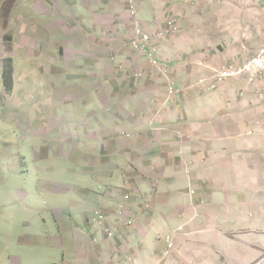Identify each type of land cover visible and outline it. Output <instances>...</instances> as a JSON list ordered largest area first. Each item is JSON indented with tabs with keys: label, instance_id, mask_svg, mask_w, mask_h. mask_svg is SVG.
<instances>
[{
	"label": "crops",
	"instance_id": "obj_1",
	"mask_svg": "<svg viewBox=\"0 0 264 264\" xmlns=\"http://www.w3.org/2000/svg\"><path fill=\"white\" fill-rule=\"evenodd\" d=\"M58 1L47 0L52 14L46 15L56 27L60 23L55 10H65L70 3ZM179 1L140 0L138 16L149 25L177 17L180 24L191 27L223 26L241 18L240 1L238 15L227 21L224 0H185L189 5ZM73 2L81 27L95 26L93 9L104 4ZM254 36L244 48L237 46L232 52L240 64L264 51V32L255 31ZM78 38L92 40V33L84 31ZM95 68L91 63L80 67L91 72ZM107 76L99 82L98 71L95 79L79 86L74 99L67 98L65 82L63 90L59 85L60 105L68 113L75 110L79 118L68 121L61 111L53 113L39 134L43 155L37 153L35 166L50 173L44 192L53 213L52 229L37 242L32 223L24 222V232L29 233L21 241L23 248L43 244L48 264H252L253 257L260 260L264 239L256 232L264 226V76L255 84L246 80L243 96H238L240 88L235 89L221 103L222 110L212 109L194 94L179 108L177 100L156 97L151 89L155 83L145 82L146 89L140 91L129 84L119 91L114 77L110 81ZM126 78L127 69L121 79ZM248 132L255 136L249 137ZM57 174L59 178H52ZM190 191L195 192L196 211L190 208ZM124 195L131 196L128 203ZM16 200L25 203L27 196L21 192ZM121 205L125 217L135 216L132 227L118 219ZM97 209L107 217L106 229L117 232L115 238H107L103 225L91 223ZM195 214L199 220L191 222ZM168 239L174 249L167 257Z\"/></svg>",
	"mask_w": 264,
	"mask_h": 264
},
{
	"label": "rangeland",
	"instance_id": "obj_2",
	"mask_svg": "<svg viewBox=\"0 0 264 264\" xmlns=\"http://www.w3.org/2000/svg\"><path fill=\"white\" fill-rule=\"evenodd\" d=\"M67 1V9L55 10L60 23L56 27L46 15L52 14L47 0H0V264H48L43 244L33 243L24 249L21 241L29 233L24 232V222L32 223L30 230L37 242L43 240L46 230L52 229L53 213L49 212L50 202L44 192L50 184V173L37 169L35 164L37 153L43 155V136L39 134L49 116L61 111L68 121L73 116L79 118L75 110L68 113L60 105L57 93L59 85L63 90V82L67 98L74 99L79 86L87 85L99 71V82L105 80V75L110 81L114 77V87L119 91L130 85L140 91L146 89L145 82L155 83L151 89L156 97L177 100L179 108L194 94L205 104L209 102L212 109L222 110L221 103L230 99L235 89L240 88L238 96H243L246 80L255 84L264 76V66L250 67L264 51L250 60H241V64L232 56L237 46L244 48L249 43L251 35L256 39L255 31L264 32V0H224L226 21L238 15L237 2L243 3L240 19L225 21L223 26L195 27L180 24L177 17L156 25L146 24L138 16L140 0L135 19L129 14V0H99L104 5L93 9L95 26L81 27L73 0ZM179 2L189 5L185 0ZM137 26L149 38L142 51L133 46L138 40ZM84 31L92 33V40L78 38ZM6 58L14 59L16 64V88L12 93L5 90L2 78ZM84 63H91L96 71L80 69ZM126 69L128 78L123 82ZM248 136L255 134L248 132ZM52 178H59V174ZM21 192L27 196L25 203L16 200L21 198ZM194 196L195 192L190 191V208L196 211ZM99 212L102 211L93 212L91 223ZM124 220L130 218L124 215ZM198 220L195 214L191 222ZM256 236L264 239V226ZM262 260L264 252L260 260L253 257L252 264Z\"/></svg>",
	"mask_w": 264,
	"mask_h": 264
},
{
	"label": "built area",
	"instance_id": "obj_3",
	"mask_svg": "<svg viewBox=\"0 0 264 264\" xmlns=\"http://www.w3.org/2000/svg\"><path fill=\"white\" fill-rule=\"evenodd\" d=\"M136 4H137V0H129V14L132 18H136L137 15V8H136ZM136 33H137V38L138 40L133 44L134 48L138 51H142L145 48V45L148 43L149 38L147 35H145L137 26L136 27ZM264 66V52L260 54V56H258L256 59H254L251 62L250 67L251 68H260ZM173 91V89H171V92ZM131 196L130 195H124L123 199L125 203H128L130 201ZM126 211V208L121 205L118 210H117V216L119 217V219L121 221H123L125 223V225H129V226H133L134 221H135V217H130L129 221H125L124 220V213ZM107 217L104 214V212H99L96 213V215L93 217L92 219V223L96 224V225H103L106 221ZM106 230V235L107 237H109L110 239H113L116 237V233L113 232L112 230ZM168 242V252L165 254V256H169V254L171 253V251L174 249V245L172 244L171 239L167 240Z\"/></svg>",
	"mask_w": 264,
	"mask_h": 264
},
{
	"label": "trees",
	"instance_id": "obj_4",
	"mask_svg": "<svg viewBox=\"0 0 264 264\" xmlns=\"http://www.w3.org/2000/svg\"><path fill=\"white\" fill-rule=\"evenodd\" d=\"M3 70V83L5 90L12 93L16 88V64L15 60L12 58H6L4 61Z\"/></svg>",
	"mask_w": 264,
	"mask_h": 264
}]
</instances>
